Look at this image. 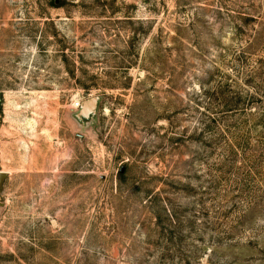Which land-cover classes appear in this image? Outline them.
<instances>
[{"label":"rangeland","instance_id":"rangeland-1","mask_svg":"<svg viewBox=\"0 0 264 264\" xmlns=\"http://www.w3.org/2000/svg\"><path fill=\"white\" fill-rule=\"evenodd\" d=\"M0 264H264V0H0Z\"/></svg>","mask_w":264,"mask_h":264},{"label":"water","instance_id":"water-1","mask_svg":"<svg viewBox=\"0 0 264 264\" xmlns=\"http://www.w3.org/2000/svg\"><path fill=\"white\" fill-rule=\"evenodd\" d=\"M58 4V0H57ZM98 103V98H91L83 102L82 108L84 110H89L91 107H94Z\"/></svg>","mask_w":264,"mask_h":264}]
</instances>
